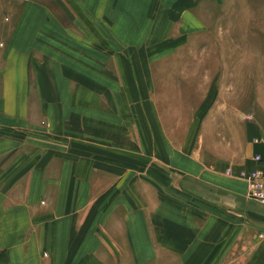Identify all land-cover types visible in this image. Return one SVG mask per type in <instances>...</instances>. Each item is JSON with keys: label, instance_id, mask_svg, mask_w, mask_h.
I'll return each instance as SVG.
<instances>
[{"label": "crops", "instance_id": "obj_1", "mask_svg": "<svg viewBox=\"0 0 264 264\" xmlns=\"http://www.w3.org/2000/svg\"><path fill=\"white\" fill-rule=\"evenodd\" d=\"M261 33L264 0H0V264H264Z\"/></svg>", "mask_w": 264, "mask_h": 264}, {"label": "rangeland", "instance_id": "obj_2", "mask_svg": "<svg viewBox=\"0 0 264 264\" xmlns=\"http://www.w3.org/2000/svg\"><path fill=\"white\" fill-rule=\"evenodd\" d=\"M258 34V33H257ZM241 38L239 37V33H232L230 34V36H228V40H234V39H243L244 34H240ZM245 37H247V34H245ZM252 34L248 35V38L251 39ZM259 41H263L264 40V33L259 34L258 36ZM242 40H237L238 42L242 41ZM264 42V41H263ZM258 50L255 49H248V50H243L242 51H246L249 54V59H259L260 60H264V49L263 48H257ZM236 53H239L238 51H236ZM202 56H206L207 55V49L205 48L203 52H201ZM256 57H254V56ZM264 62V61H263ZM252 67V66H251ZM257 69L263 70L264 72V63L262 65H260ZM225 83H229L231 84L230 87L232 89V91L235 89V87L237 86V81L236 80H232L231 82H225ZM229 87V88H230ZM245 88L246 91V96H242V97H238V100L241 101V104L245 106V108H247V112H248V116L250 117L252 115V119L255 118V116H259V114L264 117V80H251L247 82L246 87L243 86Z\"/></svg>", "mask_w": 264, "mask_h": 264}, {"label": "built area", "instance_id": "obj_3", "mask_svg": "<svg viewBox=\"0 0 264 264\" xmlns=\"http://www.w3.org/2000/svg\"><path fill=\"white\" fill-rule=\"evenodd\" d=\"M254 160L260 162L263 159L261 155L256 154ZM228 173H230V171ZM241 176L247 183L246 195L264 204V165L256 167L249 172L242 171Z\"/></svg>", "mask_w": 264, "mask_h": 264}]
</instances>
